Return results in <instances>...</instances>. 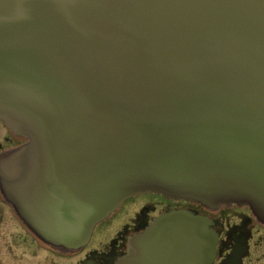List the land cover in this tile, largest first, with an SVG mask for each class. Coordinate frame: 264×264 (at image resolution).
<instances>
[{
    "label": "water",
    "instance_id": "95a60500",
    "mask_svg": "<svg viewBox=\"0 0 264 264\" xmlns=\"http://www.w3.org/2000/svg\"><path fill=\"white\" fill-rule=\"evenodd\" d=\"M0 121L3 197L52 249L147 193L264 225V0H0ZM209 225L161 216L118 264H211Z\"/></svg>",
    "mask_w": 264,
    "mask_h": 264
},
{
    "label": "flooded vegetation",
    "instance_id": "af4514ba",
    "mask_svg": "<svg viewBox=\"0 0 264 264\" xmlns=\"http://www.w3.org/2000/svg\"><path fill=\"white\" fill-rule=\"evenodd\" d=\"M0 130L4 133L0 138V155L21 144L20 139L13 136L1 123ZM161 200L167 205L162 204L156 215V210L151 205L142 207L135 216V221H132V226L125 225L128 230L124 226L101 249L89 250L86 247L77 254L64 255L41 245L21 226L3 200L0 185V264H6L7 261L10 264H23L25 257L34 264H116L117 260L126 256L131 238L149 229L157 217L179 210H187L195 216L210 220L209 230L217 237L216 255L211 264H264V225L253 217L248 208L232 205L208 211L188 203ZM5 214L9 216L11 223L8 232L3 234ZM157 251L158 248L155 249ZM152 253H149L150 259L145 264H158L153 260Z\"/></svg>",
    "mask_w": 264,
    "mask_h": 264
},
{
    "label": "rangeland",
    "instance_id": "374dc122",
    "mask_svg": "<svg viewBox=\"0 0 264 264\" xmlns=\"http://www.w3.org/2000/svg\"><path fill=\"white\" fill-rule=\"evenodd\" d=\"M1 134H3L4 136V133H2V131L0 130V138H1ZM3 146L4 148H6L4 143H3ZM6 146L8 147L7 144ZM162 204L167 205L165 201L159 198H156V197H149V196H145L142 198H136V199L130 200L129 202L127 201L123 203L121 207L117 210L115 215L113 214L105 223L101 224L96 229L90 244H88L87 246L88 249L89 250L101 249L104 246V244H107L112 239H114L117 233L121 232L122 228L125 225L127 227L132 226V221L133 220L135 221V216L139 214L138 212L142 209V207L151 205L152 207L155 208L156 211L154 212V215H156L159 209H161ZM128 218L129 220L124 222ZM114 222L115 224L113 225L112 223ZM10 223L11 221L9 219V216L5 214L4 219H3V234L8 232ZM126 226L125 228L128 230ZM6 264H10V262L7 261ZM23 264H34V263L31 261H28L25 257L23 259Z\"/></svg>",
    "mask_w": 264,
    "mask_h": 264
},
{
    "label": "bare ground",
    "instance_id": "6f19581e",
    "mask_svg": "<svg viewBox=\"0 0 264 264\" xmlns=\"http://www.w3.org/2000/svg\"><path fill=\"white\" fill-rule=\"evenodd\" d=\"M129 220V218L128 219H126L124 222H126V221H128ZM113 225L115 224V222L114 223H112Z\"/></svg>",
    "mask_w": 264,
    "mask_h": 264
}]
</instances>
